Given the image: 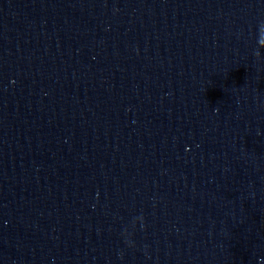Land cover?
<instances>
[{"label": "clouds", "instance_id": "9594fccd", "mask_svg": "<svg viewBox=\"0 0 264 264\" xmlns=\"http://www.w3.org/2000/svg\"><path fill=\"white\" fill-rule=\"evenodd\" d=\"M258 44L261 47H264V24H262L259 28H258ZM257 55H259L257 53Z\"/></svg>", "mask_w": 264, "mask_h": 264}]
</instances>
